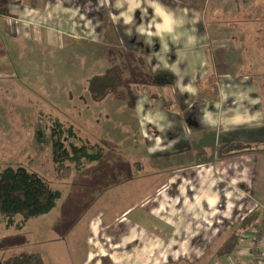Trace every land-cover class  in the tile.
<instances>
[{"label":"crops","instance_id":"0c3cea01","mask_svg":"<svg viewBox=\"0 0 264 264\" xmlns=\"http://www.w3.org/2000/svg\"><path fill=\"white\" fill-rule=\"evenodd\" d=\"M0 22V29L9 35L4 43L13 49L16 39L11 36L26 31L23 38L28 44L33 38L43 44L65 35L98 46L112 41L120 54L116 60H126L129 66L135 60L130 72L141 69L137 73L151 75L150 81H141L134 101L143 121L153 127L150 146L163 157L189 155L193 147L204 149L189 163L190 175L175 171L159 186L165 188L160 207L171 203L179 191L181 195L176 216L160 218L163 223L155 226L164 232L160 236L166 248L161 253L170 252L168 238L180 229L168 222L185 220L179 218L178 206L188 204L189 214L196 206L206 213L219 211L216 226H223L221 239L250 213L263 214L264 0H0ZM213 34L221 38L216 49ZM111 66L123 72L120 64ZM161 71L173 78L154 80ZM153 84L160 88L171 84L170 91L153 95ZM235 142L241 144L228 151ZM147 214L143 220L150 222L149 215L154 214ZM204 218L196 227L213 243L200 251L194 264L214 259H220L219 264H246L248 238L243 236L235 253L216 258L220 242L214 240L215 226L208 225L215 219ZM185 262L184 257L171 261L169 256V261L156 264Z\"/></svg>","mask_w":264,"mask_h":264},{"label":"rangeland","instance_id":"374dc122","mask_svg":"<svg viewBox=\"0 0 264 264\" xmlns=\"http://www.w3.org/2000/svg\"><path fill=\"white\" fill-rule=\"evenodd\" d=\"M27 33L11 36L16 39L13 49L4 43L9 35L0 29V169L25 166L41 175L60 195L49 212L25 223L17 215L16 223L8 226L0 215V260L21 252H38L47 264H142L143 259L156 264L169 261V256L171 261L184 257L185 264H194L200 251L213 243L201 237L202 230L196 227L204 217L215 219L208 220V225L216 228L215 243L221 242L226 236L221 239L223 226H216L220 224L216 220L219 211L206 213L196 206L200 209L195 207L189 214L185 204L183 209L177 207L179 218L185 219L181 220L183 226L178 218V222H168L180 228L168 238L170 252H160L166 248L160 236L164 232L154 230L155 226L163 223L160 218L176 216L175 206L181 195L179 191L171 203L161 205L163 210L158 202L165 188L159 186L175 171L184 170L190 175L189 163L196 155L201 157L204 149L193 147L189 155L163 157L150 146L148 137L153 127L143 121L134 101L141 81H150L151 75L137 73L143 72L141 69L130 72L135 60L128 55L125 57L131 60V66L126 60H116L120 54L112 41L98 46L80 39L72 41L65 35L43 44L32 37L28 44L23 38ZM220 40V35L213 34L215 49L220 47ZM114 63L123 70L117 92L102 100L92 99L85 80L111 69ZM169 86L153 84V95L168 93ZM58 122L66 128L73 125L81 136V140H69L71 143L82 146L86 141L99 146L103 156L84 158L80 166L76 160L66 158L65 164L73 169L68 176L60 177L53 158ZM184 162L188 165L182 168ZM182 191L184 195L185 189ZM149 212L154 215H149L150 222L144 221ZM146 226L151 227L150 231ZM219 261L214 259L210 264Z\"/></svg>","mask_w":264,"mask_h":264},{"label":"trees","instance_id":"16d2710c","mask_svg":"<svg viewBox=\"0 0 264 264\" xmlns=\"http://www.w3.org/2000/svg\"><path fill=\"white\" fill-rule=\"evenodd\" d=\"M156 78H173L172 73L161 71ZM121 79L118 68L112 67L101 73L93 74L85 80L86 89L90 92L92 99L102 100L111 93H116ZM168 80V79H167ZM57 130L53 140V158L56 172L60 177L71 173L72 167L65 164L66 158L76 160L80 166L84 158L99 159L103 156L101 147H95L86 141L82 146L71 143L72 138L81 140L73 125L64 127L61 122L57 123ZM68 143L71 148L68 149ZM238 148L234 143L228 151ZM91 149H97L91 152ZM60 192L54 189L41 175L26 168L25 166L8 165L0 169V215L5 218L7 225L16 223L15 217L21 215V223L28 222L31 218L49 212L55 205ZM263 214L255 211L247 215L239 225L224 238L216 248L214 255L219 258L236 252L242 242L243 236L250 230L260 228ZM0 264H47L43 256L38 252H21L10 255L0 260Z\"/></svg>","mask_w":264,"mask_h":264},{"label":"built area","instance_id":"2783aa9c","mask_svg":"<svg viewBox=\"0 0 264 264\" xmlns=\"http://www.w3.org/2000/svg\"><path fill=\"white\" fill-rule=\"evenodd\" d=\"M261 208L264 210V205ZM245 236L249 241L246 264H264V220L260 228L248 231Z\"/></svg>","mask_w":264,"mask_h":264},{"label":"bare ground","instance_id":"6f19581e","mask_svg":"<svg viewBox=\"0 0 264 264\" xmlns=\"http://www.w3.org/2000/svg\"><path fill=\"white\" fill-rule=\"evenodd\" d=\"M97 233H98V231H96V233H95V234L97 235ZM93 244L95 245V243H94V240H93ZM107 252H108V251H107Z\"/></svg>","mask_w":264,"mask_h":264}]
</instances>
